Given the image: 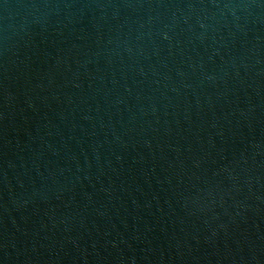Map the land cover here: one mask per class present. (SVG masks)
I'll return each mask as SVG.
<instances>
[{
	"label": "water",
	"instance_id": "1",
	"mask_svg": "<svg viewBox=\"0 0 264 264\" xmlns=\"http://www.w3.org/2000/svg\"><path fill=\"white\" fill-rule=\"evenodd\" d=\"M0 264H264V0H0Z\"/></svg>",
	"mask_w": 264,
	"mask_h": 264
}]
</instances>
